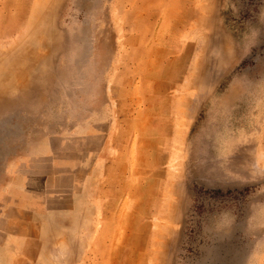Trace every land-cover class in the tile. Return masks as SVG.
I'll list each match as a JSON object with an SVG mask.
<instances>
[{
    "label": "rangeland",
    "instance_id": "obj_1",
    "mask_svg": "<svg viewBox=\"0 0 264 264\" xmlns=\"http://www.w3.org/2000/svg\"><path fill=\"white\" fill-rule=\"evenodd\" d=\"M0 264H264V0H0Z\"/></svg>",
    "mask_w": 264,
    "mask_h": 264
}]
</instances>
